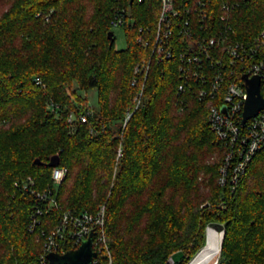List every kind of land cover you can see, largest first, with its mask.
Wrapping results in <instances>:
<instances>
[{"label":"trees","instance_id":"obj_1","mask_svg":"<svg viewBox=\"0 0 264 264\" xmlns=\"http://www.w3.org/2000/svg\"><path fill=\"white\" fill-rule=\"evenodd\" d=\"M174 1L193 38L175 29L170 59L154 53L163 0H12L0 15V264H38L61 211L96 214L101 204L113 264H189L210 224L225 229L217 264H264V148L235 191L220 185L224 149L208 108L179 92V53L224 27L222 4L230 39L253 42L264 0H205L206 17L195 0ZM122 11L128 46L118 50ZM90 89L97 110L79 94ZM55 155L68 173L50 209L22 185L31 177L37 192L55 189Z\"/></svg>","mask_w":264,"mask_h":264},{"label":"built area","instance_id":"obj_2","mask_svg":"<svg viewBox=\"0 0 264 264\" xmlns=\"http://www.w3.org/2000/svg\"><path fill=\"white\" fill-rule=\"evenodd\" d=\"M174 3V0H163L154 47V53L160 59H170L174 55L171 40L175 37V29H178V35L181 37L186 35L193 38L190 20L182 24L176 23L180 9H176ZM195 4V10L200 9L203 17H206V1L195 0ZM222 10L225 12L221 16V20L225 22L224 27L213 31L210 36L196 37L190 49L179 53L183 78L179 92L192 90L193 94L207 106L208 123L217 142L224 149L219 184L235 191L256 153L264 148V107L256 116L244 122V110L249 96L245 76L247 79L260 78V93L264 99V32L253 42L232 41L229 36L232 27L227 23L230 6L224 3ZM124 12L116 15L112 22L113 27H125L129 24ZM190 12L191 9L188 8L187 13ZM141 40L142 37L139 41ZM138 70L136 68V72ZM136 82L137 79H134L133 83ZM37 83L42 84L39 77ZM88 114L89 112L79 116L81 122L88 121ZM73 119L75 115L72 113L69 120ZM67 173L68 168L65 166L59 164L53 167L52 180L55 185L53 190L37 192L35 181L31 177L22 187L34 193L40 202L48 204L50 209L58 208L57 188ZM41 213L38 208L36 214ZM105 214V206L96 214L88 211L78 213L61 211L59 222L44 242L38 264H51L48 255L65 254L70 251L69 245L73 246L72 250L78 249L90 235L93 236V250L97 253L91 264H113L105 231ZM38 223L39 220L34 218L31 230H34Z\"/></svg>","mask_w":264,"mask_h":264},{"label":"water","instance_id":"obj_3","mask_svg":"<svg viewBox=\"0 0 264 264\" xmlns=\"http://www.w3.org/2000/svg\"><path fill=\"white\" fill-rule=\"evenodd\" d=\"M131 1L133 2L134 0ZM113 34L114 33L111 32L109 37L112 38ZM244 78L246 79L249 94L244 110V122H246L249 118L256 116L264 107V99L260 93V78L254 77L252 79H247L246 76ZM59 164V155L53 156L49 161V166L51 167L58 166ZM223 234H225V231H223ZM96 255L97 253L93 250V236L90 235L78 249L70 250L65 254L51 253L48 255V259L51 264H91Z\"/></svg>","mask_w":264,"mask_h":264},{"label":"rangeland","instance_id":"obj_4","mask_svg":"<svg viewBox=\"0 0 264 264\" xmlns=\"http://www.w3.org/2000/svg\"><path fill=\"white\" fill-rule=\"evenodd\" d=\"M11 3H12V0H2L1 2H0V15L1 14H3L5 11H7L8 9H9V7H10V5H11ZM113 31H114V33H115V46H116V48L118 49V50H122V49H126L127 48V46H128V41H127V35H126V30L124 29V27H121V26H119V27H114V29H113ZM79 94L84 98V100L87 102V104H88V106L90 107V109L91 110H97L98 109V93H97V90L96 89H90V90H88V91H84V90H79ZM128 118H129V116H128ZM218 156H214V158H212V161H216L218 158H217ZM222 160H223V158H222ZM222 160H221V163H222ZM220 167H221V164H220ZM219 170H220V168H219ZM218 182H219V178H218ZM201 189H202V193H203V195H205V196H207V195H209V189L206 187V186H201ZM102 206H105V208H106V205L105 204H101L100 206H99V208L97 209V211H99L100 210V208L102 207ZM214 226V227H213ZM216 227V229L215 230H217L218 231V229L220 230L219 232H222V231H225V229H224V226H223V224H210L207 228H206V245H207V239H208V229L209 228H215ZM224 236H225V234H224ZM108 240V239H107ZM205 245V246H206ZM204 246V247H205ZM203 247V248H204ZM202 248V249H203ZM201 252V251H200ZM220 254H221V251L219 252V254H217L214 258H213V263L212 264H217L218 263V260H219V258H220ZM198 255V254H197ZM196 255V256H197ZM195 256V257H196ZM194 257V258H195ZM193 258V259H194ZM192 259V260H193ZM191 260V261H192ZM173 261V259H170V262H172ZM191 261H190V263L189 264H191ZM211 261V262H212ZM210 262V263H211Z\"/></svg>","mask_w":264,"mask_h":264},{"label":"bare ground","instance_id":"obj_5","mask_svg":"<svg viewBox=\"0 0 264 264\" xmlns=\"http://www.w3.org/2000/svg\"><path fill=\"white\" fill-rule=\"evenodd\" d=\"M215 229H208L207 245L191 261V264H210L213 258L219 254L224 234L223 231L219 232Z\"/></svg>","mask_w":264,"mask_h":264}]
</instances>
